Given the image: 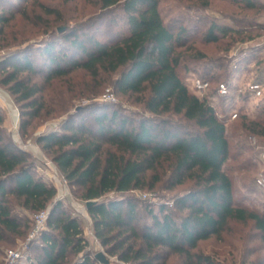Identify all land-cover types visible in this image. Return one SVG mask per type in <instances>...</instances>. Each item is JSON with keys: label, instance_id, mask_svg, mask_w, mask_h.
Returning <instances> with one entry per match:
<instances>
[{"label": "trees", "instance_id": "trees-1", "mask_svg": "<svg viewBox=\"0 0 264 264\" xmlns=\"http://www.w3.org/2000/svg\"><path fill=\"white\" fill-rule=\"evenodd\" d=\"M17 1L0 0V85L20 106L23 136H28L35 119L67 116L60 132L49 130L33 142L51 157L73 195L85 205L93 202L86 211L93 235L108 255L130 264H166L170 255L182 257L185 264H220L195 249L232 222L252 223L264 246V203L254 208L237 199L226 168L229 160L249 148L245 141L234 140L237 135L264 138V118L262 113L255 119L238 113L233 122L239 118L241 122L228 133L218 109L222 106L225 114L235 98L221 97L217 90L221 83L233 85L234 78L218 82L215 71L222 66L211 61L205 65L209 72L199 77L210 82L208 92L190 90L180 76V67L191 59L186 52L194 51L187 46L186 26L175 30L165 23L159 0H93L100 16L115 15L105 34L98 29L74 34L76 29L68 28L56 35L45 25L39 31L45 41L38 47H23L24 34L10 30L11 24L18 16L27 20L30 16L25 6H15ZM247 5L256 7L249 0ZM41 7L46 15L56 13ZM35 18L43 20L39 14ZM232 34L241 35L242 30L213 21L206 26L203 41L218 43ZM195 56L207 60L202 52ZM80 70L92 79L117 74L115 86L122 94L147 92L144 108L153 117L134 121L117 110L105 112L102 103L73 114L65 104L51 107L45 86ZM248 99L252 98L241 96L238 102ZM84 111L93 116L82 118ZM163 163H168L166 190L191 183L174 197L173 207L165 203L154 207L131 196L134 190L154 188L161 178L156 174L148 183L147 174ZM35 166L31 154L7 137L0 108V243H14L31 229L30 220L17 207L35 214L49 209L46 230L30 244L32 254L22 264H100L88 250L90 241L79 215L56 200L57 187L37 176ZM142 210L150 221L142 219Z\"/></svg>", "mask_w": 264, "mask_h": 264}, {"label": "rangeland", "instance_id": "rangeland-1", "mask_svg": "<svg viewBox=\"0 0 264 264\" xmlns=\"http://www.w3.org/2000/svg\"><path fill=\"white\" fill-rule=\"evenodd\" d=\"M249 2H253L256 7L249 8L248 0H159V9L165 23L172 24L175 30L181 26L188 28L187 46L194 48V51L186 52V56L190 55L191 59L189 58L190 60L188 59L189 61L184 63L185 68L180 67V76L188 83L191 91L193 90V81L203 76L205 72H209L205 71V65L208 61L217 66H222L221 69L217 68L215 71L218 82L233 76L232 83L241 88L258 77L264 80V0H249ZM14 4L15 6H25L30 16L29 20L18 16L11 24L10 30L24 34L26 42H24L23 47L27 45L40 46L46 37L39 31L44 30L40 28H44L45 25H48L56 35L62 34L64 29L68 28L70 30L76 29L74 34L91 32L95 29L105 34V31L111 26V20L115 17L113 13L100 16V7L93 0H28L26 3L24 0H19ZM42 5L53 9L56 13L53 15L44 14ZM38 14L42 16L43 20L35 18ZM213 21L235 26L242 30V34L228 35L218 43H204L203 32L206 26ZM60 28L63 30L59 32ZM59 46L66 48L65 45ZM249 51L250 53H248ZM196 52L205 54L207 60L197 59ZM35 53L36 51H33L31 54ZM2 55L3 52H0V56ZM245 58L248 59L245 60ZM118 78L117 74L102 73L97 79H92L84 71H75L64 81L45 86L44 94L50 99L51 107L54 103L55 105L65 104L66 107H69L70 114L92 103H102L105 104L103 107L105 112L117 110L134 121H138L140 117H153L144 108L143 101L148 93L145 92V95L122 94L117 91L115 86ZM38 82L42 84L43 80L39 79ZM215 86L214 83L213 88ZM107 91H111L113 94L111 100L104 99ZM237 99L240 100L238 97ZM216 103L221 106L217 97ZM237 106L241 117L242 114H247L249 119H255L259 113H262L261 117L264 118V91L262 97L237 102ZM221 107L218 109L219 112L222 110ZM0 108L4 116L7 137L31 154L36 165L35 174L44 177L48 183L57 187L58 196L56 200L63 202L65 208L72 214L79 215L84 234L90 241L88 250L94 256L98 252H103L110 260V264H130L122 262L117 256H110L104 251L93 235L90 216L88 215L85 219L77 208L83 206L86 210L85 203L73 195L66 179L52 163L51 157L33 142L35 136L49 130L60 132V126L67 119V116L56 117L52 114L44 119H35V125L29 129L28 136H23L20 129L22 120L20 106L7 91V88L2 85H0ZM92 116L90 111H84L81 117L89 118ZM174 118L177 119V117ZM240 122L241 118L226 124L230 135ZM246 136L239 137L237 135L234 140L245 141L249 148L244 150L242 156L235 160H229L226 168L229 169L230 177L233 180L237 199H244L243 203L249 207L261 208L264 203V188L259 186L258 180L264 179V138H258L254 135ZM167 168L168 163H163L162 168L147 174L148 183L154 181L156 174L161 178L159 182L154 183L153 189L134 190L130 195L139 200L147 201L154 207L165 203L168 208H172L174 197L187 190L191 183L187 182L171 191L166 190L169 175ZM16 211L28 217L32 229L35 212L26 211L20 207H17ZM141 217L143 220L150 221V217L143 210ZM138 224H142V221ZM31 229L26 237L17 238L14 243H0V264H22L26 262L29 254H32L30 246L25 250ZM11 250L22 251L26 258L11 263L7 256ZM195 252L210 256L220 264L264 262V246L252 223H230L219 236L200 242ZM166 264H185V261L178 255H170Z\"/></svg>", "mask_w": 264, "mask_h": 264}, {"label": "built area", "instance_id": "built-area-1", "mask_svg": "<svg viewBox=\"0 0 264 264\" xmlns=\"http://www.w3.org/2000/svg\"><path fill=\"white\" fill-rule=\"evenodd\" d=\"M209 87H210V82L208 80L196 78L193 81V90L195 92L200 93L201 95H205L208 92ZM263 91H264V81L261 82L257 80H252L247 84H245L244 86H242L241 88H238V86L236 87V85L234 84L233 85L227 83L219 84L217 90L219 96L225 98H230L234 96L235 98L232 101V103L229 104L225 114H223L222 112H218L219 118L223 120L225 124L233 122L234 120H236L238 116L237 97L240 98L241 96H246L253 99H257L262 97ZM112 97L113 94L111 91H107V93L104 95L105 100H111ZM263 159H264V155H263ZM258 184L260 187L264 188V179H259ZM77 208L80 210L81 215L85 219H87L88 213L85 210V208L83 206H78ZM49 213H50L49 209H46L35 214L33 220L34 222L33 228L31 229V232L29 233V236L27 238V243L25 244V250L30 246L32 242H34L40 237V235L44 230H46ZM7 256L11 263H15L16 261H21L22 259L26 258L22 251L18 252L14 250L9 251Z\"/></svg>", "mask_w": 264, "mask_h": 264}, {"label": "water", "instance_id": "water-1", "mask_svg": "<svg viewBox=\"0 0 264 264\" xmlns=\"http://www.w3.org/2000/svg\"><path fill=\"white\" fill-rule=\"evenodd\" d=\"M63 28H60L59 31H62ZM93 202H88L86 204V208H89L92 205ZM95 259L100 263V264H110V260L106 257V255L103 252H98L95 255Z\"/></svg>", "mask_w": 264, "mask_h": 264}]
</instances>
